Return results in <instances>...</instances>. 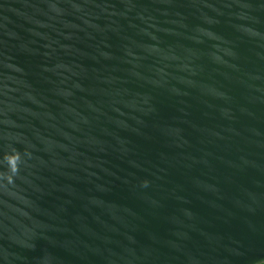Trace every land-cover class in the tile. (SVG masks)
Here are the masks:
<instances>
[{"label":"water","instance_id":"obj_1","mask_svg":"<svg viewBox=\"0 0 264 264\" xmlns=\"http://www.w3.org/2000/svg\"><path fill=\"white\" fill-rule=\"evenodd\" d=\"M0 264H264V0H0Z\"/></svg>","mask_w":264,"mask_h":264}]
</instances>
